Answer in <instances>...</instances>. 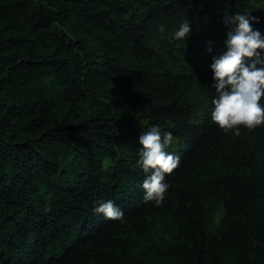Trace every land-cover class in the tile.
Returning a JSON list of instances; mask_svg holds the SVG:
<instances>
[{"label":"trees","instance_id":"1","mask_svg":"<svg viewBox=\"0 0 264 264\" xmlns=\"http://www.w3.org/2000/svg\"><path fill=\"white\" fill-rule=\"evenodd\" d=\"M242 11L264 34V0H0V264H264V124L210 119ZM151 124L180 156L159 206L136 163ZM108 199L122 219L93 212Z\"/></svg>","mask_w":264,"mask_h":264},{"label":"clouds","instance_id":"2","mask_svg":"<svg viewBox=\"0 0 264 264\" xmlns=\"http://www.w3.org/2000/svg\"><path fill=\"white\" fill-rule=\"evenodd\" d=\"M250 12L225 17V25L229 27L225 51L214 56L210 64L215 89L210 119L219 129L231 131L234 136L241 134V126L251 130L264 124V34L254 29L257 18ZM159 32L164 34V24L159 25ZM190 33L191 24L185 18L171 38L185 42ZM208 51H212L211 46ZM169 127H174L171 121ZM175 143L173 133L159 124H151L139 133L136 163L145 174L141 188L146 203L159 206L164 201L170 187L166 175L180 164V156L168 150ZM93 212L110 220L124 216L112 199L98 201Z\"/></svg>","mask_w":264,"mask_h":264},{"label":"rangeland","instance_id":"3","mask_svg":"<svg viewBox=\"0 0 264 264\" xmlns=\"http://www.w3.org/2000/svg\"><path fill=\"white\" fill-rule=\"evenodd\" d=\"M215 222H217V217H216V219H215Z\"/></svg>","mask_w":264,"mask_h":264}]
</instances>
